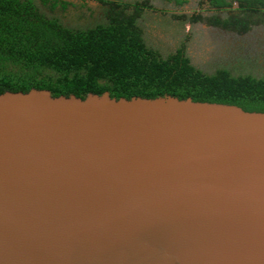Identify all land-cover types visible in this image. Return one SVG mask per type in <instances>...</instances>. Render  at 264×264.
Returning <instances> with one entry per match:
<instances>
[{
  "label": "water",
  "instance_id": "obj_1",
  "mask_svg": "<svg viewBox=\"0 0 264 264\" xmlns=\"http://www.w3.org/2000/svg\"><path fill=\"white\" fill-rule=\"evenodd\" d=\"M0 264H264V113L0 93Z\"/></svg>",
  "mask_w": 264,
  "mask_h": 264
},
{
  "label": "trees",
  "instance_id": "obj_2",
  "mask_svg": "<svg viewBox=\"0 0 264 264\" xmlns=\"http://www.w3.org/2000/svg\"><path fill=\"white\" fill-rule=\"evenodd\" d=\"M98 1L107 5L105 21L74 27L57 12L69 0H0V93L44 89L53 96L79 98L104 92L126 99L170 95L264 113V77L233 75L225 68L205 73L191 64L183 47L163 57L146 45L137 24L143 10L152 7L147 1Z\"/></svg>",
  "mask_w": 264,
  "mask_h": 264
},
{
  "label": "rangeland",
  "instance_id": "obj_3",
  "mask_svg": "<svg viewBox=\"0 0 264 264\" xmlns=\"http://www.w3.org/2000/svg\"><path fill=\"white\" fill-rule=\"evenodd\" d=\"M75 4L69 8L67 20L77 22V27H88L105 21V9L100 8L98 0H69ZM134 3L147 1L151 8H146L137 19L142 30V37L148 47L157 50L165 57L177 48L183 47L191 64L205 73H213L218 68H225L233 75L253 74L261 76L258 71L260 63L251 60L250 51L254 48L256 35L249 32L240 43L235 33L224 32L208 27L206 17L195 23L190 18L196 11L204 10L205 0H114ZM230 40V41H229ZM261 67V66H260Z\"/></svg>",
  "mask_w": 264,
  "mask_h": 264
},
{
  "label": "flooded vegetation",
  "instance_id": "obj_4",
  "mask_svg": "<svg viewBox=\"0 0 264 264\" xmlns=\"http://www.w3.org/2000/svg\"><path fill=\"white\" fill-rule=\"evenodd\" d=\"M175 1L178 3V0ZM182 1V3L185 2L184 0ZM224 1L229 4L214 5L215 0H205L207 7L204 10L196 11L192 17L202 19L203 15L201 16V13H209L208 17H206L208 24L205 25L224 32L235 33L237 39L234 42L236 43H240L241 38L253 30L256 39L254 41V48L250 51L251 60L260 63L261 67H258V71L261 76H264V0ZM98 3H100V8L104 7L106 11L107 5L101 2ZM74 6L73 2L69 3L65 9H57V12L63 22L69 26L77 27V22L68 21L66 15L68 9L74 8ZM215 20H220V23L215 24Z\"/></svg>",
  "mask_w": 264,
  "mask_h": 264
},
{
  "label": "bare ground",
  "instance_id": "obj_5",
  "mask_svg": "<svg viewBox=\"0 0 264 264\" xmlns=\"http://www.w3.org/2000/svg\"><path fill=\"white\" fill-rule=\"evenodd\" d=\"M209 4V3H208Z\"/></svg>",
  "mask_w": 264,
  "mask_h": 264
}]
</instances>
